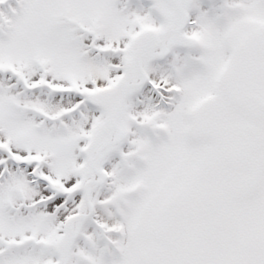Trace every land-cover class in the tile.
I'll list each match as a JSON object with an SVG mask.
<instances>
[{
  "label": "snow or ice",
  "instance_id": "1",
  "mask_svg": "<svg viewBox=\"0 0 264 264\" xmlns=\"http://www.w3.org/2000/svg\"><path fill=\"white\" fill-rule=\"evenodd\" d=\"M0 264H264V0H0Z\"/></svg>",
  "mask_w": 264,
  "mask_h": 264
}]
</instances>
